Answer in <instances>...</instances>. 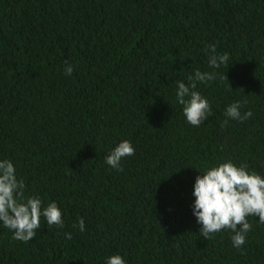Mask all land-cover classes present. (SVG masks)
<instances>
[{"label":"trees","instance_id":"trees-1","mask_svg":"<svg viewBox=\"0 0 264 264\" xmlns=\"http://www.w3.org/2000/svg\"><path fill=\"white\" fill-rule=\"evenodd\" d=\"M209 45L228 68L208 66ZM197 70L218 77L197 84L212 115L193 127L175 91ZM235 101L252 116L227 118ZM124 140L135 154L108 166ZM0 158L65 221L41 217L27 243L0 227V264H264L258 216L234 248L192 212L199 170L264 175V0H0Z\"/></svg>","mask_w":264,"mask_h":264},{"label":"clouds","instance_id":"clouds-1","mask_svg":"<svg viewBox=\"0 0 264 264\" xmlns=\"http://www.w3.org/2000/svg\"><path fill=\"white\" fill-rule=\"evenodd\" d=\"M207 63L212 69L221 66L228 68L230 55L220 54L215 45H209ZM73 70L70 64L64 69L68 76ZM217 77V72L197 70L187 76V82L177 81L175 101L183 106V115L193 127H199L212 115L211 104L207 97L196 90L197 84L213 81ZM241 104V101L231 103L225 109V116L241 122L251 117L250 110L241 113ZM134 154L133 144L124 140L106 155L105 163L119 169L121 161ZM199 172L202 175L196 177L192 192L195 197L192 212L201 225L199 235L208 240L213 234L229 229L235 233L231 236L233 247L241 248L246 242V234L252 228L247 218L258 216V222L264 224V175L249 171L247 165H237L231 160ZM26 188L24 180L18 178L13 161L0 158V227L11 230L12 238L24 243L35 237L36 230L41 226V217L49 228L53 225L63 228L65 223L62 210L56 202L43 207L39 196L26 195ZM85 229V221L81 218L79 230L83 232ZM66 238L71 239V234L66 233ZM105 264L128 262L117 253L107 257Z\"/></svg>","mask_w":264,"mask_h":264}]
</instances>
